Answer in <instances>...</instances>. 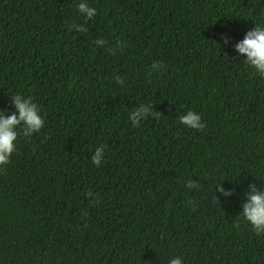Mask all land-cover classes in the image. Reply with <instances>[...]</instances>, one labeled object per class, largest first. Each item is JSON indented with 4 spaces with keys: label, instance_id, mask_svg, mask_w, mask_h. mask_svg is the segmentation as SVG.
Returning <instances> with one entry per match:
<instances>
[{
    "label": "trees",
    "instance_id": "trees-1",
    "mask_svg": "<svg viewBox=\"0 0 264 264\" xmlns=\"http://www.w3.org/2000/svg\"><path fill=\"white\" fill-rule=\"evenodd\" d=\"M79 2L0 0V112L21 94L44 118L0 165V264H264L240 215L264 191V77L236 49L264 0Z\"/></svg>",
    "mask_w": 264,
    "mask_h": 264
},
{
    "label": "clouds",
    "instance_id": "clouds-1",
    "mask_svg": "<svg viewBox=\"0 0 264 264\" xmlns=\"http://www.w3.org/2000/svg\"><path fill=\"white\" fill-rule=\"evenodd\" d=\"M77 10L83 13L86 18L96 15V9L90 7L84 0L76 5ZM83 30V29H81ZM238 53L244 54V62L251 67L256 74L264 77V25H257L253 30L246 33L243 40L236 44ZM12 103L15 111L9 115L0 112V165L8 163L12 153L16 148V138L18 136L17 125L23 123V134L31 135L38 132L44 124V118L40 114V108L33 103L31 97L21 94L12 96ZM150 111V109H144ZM179 118V122L192 129H203L204 123L201 121L199 113L189 109ZM154 115V113H152ZM137 113L132 112L130 119L133 124L137 123ZM105 147L100 145L95 148L91 156L92 163L100 166L103 163ZM252 187V194L242 206L241 217L254 229L257 235L264 233V191H257ZM238 226V222H237ZM168 264H183L182 258L176 256L170 258Z\"/></svg>",
    "mask_w": 264,
    "mask_h": 264
}]
</instances>
